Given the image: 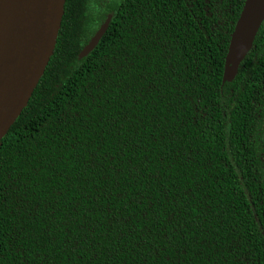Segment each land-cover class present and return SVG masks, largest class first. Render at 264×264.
<instances>
[{
  "label": "trees",
  "instance_id": "obj_1",
  "mask_svg": "<svg viewBox=\"0 0 264 264\" xmlns=\"http://www.w3.org/2000/svg\"><path fill=\"white\" fill-rule=\"evenodd\" d=\"M243 4L65 0L0 141V264H264V21L222 84Z\"/></svg>",
  "mask_w": 264,
  "mask_h": 264
},
{
  "label": "water",
  "instance_id": "obj_2",
  "mask_svg": "<svg viewBox=\"0 0 264 264\" xmlns=\"http://www.w3.org/2000/svg\"><path fill=\"white\" fill-rule=\"evenodd\" d=\"M65 0H0V141L20 116L53 55ZM113 14L79 52L86 57L106 32ZM264 21V0H244L230 35L222 84L230 83Z\"/></svg>",
  "mask_w": 264,
  "mask_h": 264
}]
</instances>
